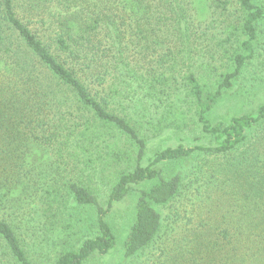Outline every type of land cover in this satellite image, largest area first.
Segmentation results:
<instances>
[{"label":"trees","instance_id":"16d2710c","mask_svg":"<svg viewBox=\"0 0 264 264\" xmlns=\"http://www.w3.org/2000/svg\"><path fill=\"white\" fill-rule=\"evenodd\" d=\"M263 25L264 0H0V258L37 264L9 220L37 202L43 216L54 211L59 189L42 181L54 145L70 147L55 154L63 165L110 136V162L135 165L119 172L105 206L65 183L96 231L54 264L110 254L107 217L142 185L126 258L159 244L153 264H264V105L211 120ZM191 161L195 202L175 206L190 186L166 168ZM155 206L174 208L168 223Z\"/></svg>","mask_w":264,"mask_h":264},{"label":"rangeland","instance_id":"374dc122","mask_svg":"<svg viewBox=\"0 0 264 264\" xmlns=\"http://www.w3.org/2000/svg\"><path fill=\"white\" fill-rule=\"evenodd\" d=\"M256 55L244 69L241 77L235 82L233 88L225 93L221 101L215 106L212 114V122H226L233 116L247 115L256 112L264 105V25L259 36V43L256 44ZM186 108L188 106L186 105ZM180 137L175 140L180 142ZM188 144L192 143L189 137H183ZM119 139V148L132 154V146L123 138ZM106 141H97L94 145H83L77 152L79 160L74 156L65 158L66 163L60 164L55 156L59 149L70 148L64 145L60 148L54 145L51 151V162L45 168L42 181L49 182L53 188L59 189L58 203L55 204L54 211L47 214L49 218L43 216L38 209V202L26 209L24 214L19 213L17 218L10 219L15 231L23 240V246L30 258L37 264H54L59 254L68 249H78L86 238L92 237L96 231V221L94 212L85 208H78L66 193L64 186L68 181H77L91 189L105 206L110 191L115 184L121 170H132L135 163L122 161L119 165H114L109 160L111 150L110 145L115 143V139L106 136ZM154 145L150 148L148 157L152 156ZM64 151L68 155L69 151ZM58 164H57V162ZM68 163V166H67ZM61 166H60V165ZM195 161L186 162L183 165L169 166L166 168L167 176L176 173L185 174L184 183L186 192L190 186V193L187 198L177 200L174 205L188 203V198L195 202L196 194L191 192L196 185L192 186L191 180L193 165ZM194 172V171H193ZM191 173V174H190ZM188 175V176H187ZM150 185L135 186L127 198L114 206L107 217V222L113 229L117 238L116 248L107 256L93 258L87 264H153L158 256V246L148 249L144 255L136 259H128L124 255V245L136 219V205L138 201V191L148 189ZM185 191V187H184ZM195 191V190H194ZM168 223V219L174 215V208L155 206ZM183 207H181L183 213ZM55 212L56 217H52ZM62 234H59V231ZM0 264H10L5 258H0Z\"/></svg>","mask_w":264,"mask_h":264}]
</instances>
